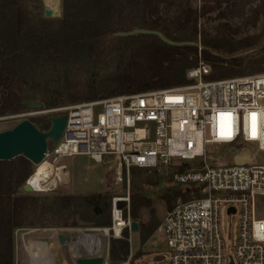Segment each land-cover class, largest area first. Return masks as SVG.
Segmentation results:
<instances>
[{"label": "built area", "instance_id": "2783aa9c", "mask_svg": "<svg viewBox=\"0 0 264 264\" xmlns=\"http://www.w3.org/2000/svg\"><path fill=\"white\" fill-rule=\"evenodd\" d=\"M200 49L197 64L186 71L188 83L184 85L98 98L64 108L22 110L8 118L31 120L48 111L65 114L63 133L43 160L50 157L49 162L63 167L67 178L68 170L59 162L69 156L84 155L96 163L113 157L118 176L122 172L129 176L132 168L153 171L175 168L177 163L179 170L172 179L188 197L179 195L156 228L165 249L155 264H264V217H257L256 208L257 198H264V164L255 160L256 153L264 155V73L208 79L211 66L201 58ZM212 147L230 149L235 158L247 154V147L255 153L248 161L215 165L207 162ZM25 183L30 186L29 177ZM61 184L58 181L48 190L31 188L35 193L49 192ZM127 203L128 198L112 199L107 228L14 229L13 264H18L19 252L27 264H41L36 245L42 243L50 257V246L67 247L75 260L100 256L101 247L98 252L82 254L79 246L70 252V246L77 243L71 234L85 230L92 232L89 235L121 238L124 229L130 231L131 220L124 215ZM223 211L237 216L231 253L222 231ZM115 225H120L118 235ZM61 235L64 243L59 240ZM102 257L106 264L108 251ZM121 264H129V260Z\"/></svg>", "mask_w": 264, "mask_h": 264}, {"label": "trees", "instance_id": "16d2710c", "mask_svg": "<svg viewBox=\"0 0 264 264\" xmlns=\"http://www.w3.org/2000/svg\"><path fill=\"white\" fill-rule=\"evenodd\" d=\"M247 5L244 0H62L61 16L46 19L41 14L31 16L26 0H0V116L22 111L28 102L52 109L184 85L186 71L199 60V46L201 58L211 66L208 79L263 71L253 55L233 56L255 47L256 36L237 38L239 27L228 21L218 23L213 31L200 27V21L212 13L222 20L237 17L245 19L244 25H254L258 13ZM136 28L196 45L170 46L154 35H113ZM88 66L111 69L81 83L70 80L69 70L79 72ZM31 121L40 131L51 125L48 115ZM31 173L32 164L23 156L0 160V264H13L14 229L42 225V215L48 211L36 197L17 195ZM179 195L188 197L180 191L163 196L169 209ZM101 200L100 194L63 196L50 205L68 211L71 221L65 226L78 225L75 215L80 221L106 225L96 220L95 207ZM147 206L145 199L135 196L129 214L138 223L142 243L159 225L138 221L139 208ZM109 255L119 262L128 258V229L112 240Z\"/></svg>", "mask_w": 264, "mask_h": 264}, {"label": "rangeland", "instance_id": "374dc122", "mask_svg": "<svg viewBox=\"0 0 264 264\" xmlns=\"http://www.w3.org/2000/svg\"><path fill=\"white\" fill-rule=\"evenodd\" d=\"M248 2L247 8H251L252 10H256L258 13L257 20L254 25L248 24L244 25L245 19L243 18H232L222 20L219 19L217 13H212L209 17L204 18L200 21V27L205 28L209 31H213L214 27L220 23L228 21L234 27H239V32L237 38L253 35L258 39V44L250 49H246L236 53L233 56H245V55H253L254 58L261 61V66L263 71L252 73H264V0H244ZM28 3V10L31 16H35L37 14H41L43 17V10L46 8H54L57 4L62 5V0H26ZM39 6V8H37ZM58 17L51 18L56 19ZM111 69L109 66L107 69H103L102 67H97L95 70L92 69V66H88L84 70H80L79 72H74L69 70V78L73 82L81 83L84 80L94 79L96 76L101 75L102 73ZM246 74V75H252ZM243 76V75H242ZM82 103V102H80ZM79 103H71L64 106H60L57 108H64L72 105H76ZM55 109V108H52ZM51 110V109H47ZM64 114L62 111L52 112L48 111L42 113L37 116L48 115L50 117L55 115ZM12 115V114H11ZM5 115L0 116V132L12 128L15 124L20 122L21 120L8 118ZM33 118V117H32ZM31 119V118H30ZM51 143L48 145V148L51 147ZM246 153L238 155L236 158L234 157L235 153L230 149L222 148V147H212L209 148L207 152V162L215 165H226L233 164L237 161H248L252 155L255 153L254 149L246 148ZM51 160L49 157L47 161ZM255 160L258 163L264 164V155L261 153H256ZM60 164H64L68 170V178L64 184L58 185L55 189L49 192H24L23 189H19L17 195H29L36 197L38 199V204H45L46 207H49L47 212L42 215V225H34L27 226L23 228H53V227H71V228H84V229H102L107 228L111 224L110 211H111V203L114 197H124L128 198V203L125 204L124 215L129 216L133 197L137 196L139 198L145 199L148 202L147 207L139 208V218L140 222H160L162 221L165 212L169 209L167 203L165 202L163 196L169 194L170 192L182 191V186L176 185L172 179V175L174 172L179 170V166L177 163H174V167L161 168L159 170L146 171L141 169H130L129 176L122 172L121 176L116 174L117 170V161L113 157H104L102 163H96L91 160L89 157L84 155L79 156H69L64 157L60 162ZM38 166L32 164V173L30 176L36 171ZM29 176V177H30ZM89 194H100L102 200L99 205L95 207V209L99 210L98 217L96 220L106 222L104 225L102 223L82 221L84 223L83 226H65L64 222L71 221V218L68 219V211L62 209L58 204L50 205L55 198H60L63 196H82ZM178 197V196H177ZM177 198L171 202V206L176 203ZM257 217H264V198H257ZM78 222L80 221L77 215L74 216ZM130 218V216H129ZM131 220V218H130ZM132 221V220H131ZM221 221H222V231L223 236L228 247L229 252H232V248L234 246L235 238H236V227H237V216L236 215H228L226 211L221 213ZM92 232L90 231H79L71 234V238L76 241L85 242L88 234ZM96 233V232H95ZM129 233V230H128ZM42 236H46V234H42ZM97 236V234H93L90 237ZM98 238L100 239L101 244V252L100 256H105L107 251L109 254V249L112 240L118 239L117 237H113L112 234L109 236L99 233ZM88 237V239L90 238ZM80 241V242H81ZM15 243V240L13 239ZM13 243V251L14 249ZM79 243V242H78ZM149 246L146 247L148 252H145L142 257L138 260L137 264H155L156 262V254H162L164 250H162L163 244L159 240L158 236H153L149 240ZM43 250V248H42ZM44 251V250H43ZM43 255V264H48L50 261L53 264H75V256H72L68 251L67 247L55 246L51 253L52 258H46L44 252ZM20 253V252H19ZM23 255V253L21 252ZM24 257V255H23ZM128 259V258H127ZM126 259V260H127ZM48 260V261H47ZM125 260V261H126ZM24 264H27L26 258L24 257ZM14 263V257H13ZM50 263V264H51ZM107 264H119L121 262L111 260L110 255L107 259Z\"/></svg>", "mask_w": 264, "mask_h": 264}, {"label": "water", "instance_id": "95a60500", "mask_svg": "<svg viewBox=\"0 0 264 264\" xmlns=\"http://www.w3.org/2000/svg\"><path fill=\"white\" fill-rule=\"evenodd\" d=\"M62 13V5L57 4L54 8H46L43 10V17L51 19L58 17ZM154 35L162 42L170 46L196 45L193 42H174L167 38L162 32L149 29H132L129 31H119L114 33L117 37H127L133 35ZM23 110H44L40 102H28L23 105ZM66 122L65 114L55 115L51 117V125L47 131H40L31 120L24 119L15 124L12 128L0 132V160L9 161L18 156H23L33 165H38L45 156L48 145L56 144L62 133ZM24 192L31 193L32 188L27 183L22 186ZM79 226H83L82 221L78 222ZM130 231H138V223L130 222ZM61 243H64L65 236H59ZM102 256L79 257L76 258L75 264H103ZM230 264H233L230 262Z\"/></svg>", "mask_w": 264, "mask_h": 264}, {"label": "bare ground", "instance_id": "6f19581e", "mask_svg": "<svg viewBox=\"0 0 264 264\" xmlns=\"http://www.w3.org/2000/svg\"><path fill=\"white\" fill-rule=\"evenodd\" d=\"M36 171L29 177V184L36 190H48L51 189L58 181L60 183H65L67 181L66 172L63 170V167L59 168L58 165H54L52 162H49L47 160H42L38 165ZM121 225V223H120ZM120 225H115L114 231L120 230ZM107 230L104 229V232ZM119 233V232H118ZM116 234V233H115ZM93 235V234H92ZM118 235V234H116ZM87 235L85 242L77 241V243L72 246V250L74 251L76 248L81 246L83 249L79 250L78 252H83L84 254L86 252H98V250L101 247L99 236H93ZM88 237H90L88 239ZM44 241V240H43ZM79 242V243H78ZM38 248L37 255L41 257L43 255L41 253L42 247L45 248L44 243L36 245ZM83 246H86L83 247ZM46 249V248H45ZM88 249V250H87ZM50 256L46 255V258ZM43 257L39 259V262L42 263ZM48 261V260H47ZM48 264L51 262L48 261ZM107 264V263H106Z\"/></svg>", "mask_w": 264, "mask_h": 264}, {"label": "crops", "instance_id": "0c3cea01", "mask_svg": "<svg viewBox=\"0 0 264 264\" xmlns=\"http://www.w3.org/2000/svg\"><path fill=\"white\" fill-rule=\"evenodd\" d=\"M158 236L159 240L161 241V243L163 244V247H162V250L165 249V245H164V242H163V239L162 237L156 232V230L142 243L141 242V239H140V233H139V230L138 231H129L128 233V242H129V256H128V259L129 260V264H137L138 260L142 257V255L145 253V252H148L149 250L146 249V247H150L149 246V240L151 237L153 236ZM80 242V240H79ZM72 246H74V244H72L70 246V252H74L71 248ZM43 250H41V253L42 251L44 252L45 256L48 255L50 256L49 254H47V251L44 247H42ZM51 248V251H53V248L54 246H50ZM78 253H82L84 254L83 252H78ZM43 254V253H42ZM52 258V256H51ZM155 258L157 259L158 258V254H156ZM124 262V261H123ZM24 257L23 255L21 254V252L18 254V264H24ZM122 263V262H121ZM119 263V264H121ZM43 264V263H41ZM53 264V260H52V263ZM64 264V263H63ZM65 264H67V262H65Z\"/></svg>", "mask_w": 264, "mask_h": 264}]
</instances>
